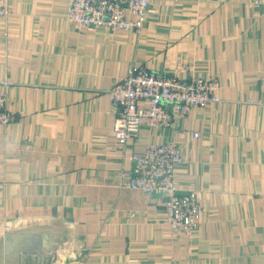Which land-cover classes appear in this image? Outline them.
Returning a JSON list of instances; mask_svg holds the SVG:
<instances>
[{"label": "crops", "instance_id": "1", "mask_svg": "<svg viewBox=\"0 0 264 264\" xmlns=\"http://www.w3.org/2000/svg\"><path fill=\"white\" fill-rule=\"evenodd\" d=\"M255 0H152L139 32L78 29L66 0H9L0 19V81L14 116L0 126V226L57 218L74 229L65 264H264V18ZM218 81L221 102L113 136L108 90L131 67ZM196 134V136H194ZM175 142L179 191L199 227L173 234L162 198L120 173L147 144Z\"/></svg>", "mask_w": 264, "mask_h": 264}, {"label": "built area", "instance_id": "2", "mask_svg": "<svg viewBox=\"0 0 264 264\" xmlns=\"http://www.w3.org/2000/svg\"><path fill=\"white\" fill-rule=\"evenodd\" d=\"M152 0H66L65 19L78 29L103 28L110 32H139ZM262 8L264 0H255ZM9 16V0H0V19ZM187 65L176 61L173 74L131 67L121 82L115 84L107 95L115 112L113 136L119 146L135 136L141 126L150 128L168 126L174 116H185L194 108H204L221 102L219 84L214 78L188 74ZM260 86L262 96L247 100L252 106L264 107V75ZM12 82L1 80V87ZM14 116L6 107V95L0 91V126H7ZM196 136V134H194ZM182 163L178 145L169 141L147 144L141 154L131 156V168L120 173L125 187L146 195L162 198L166 223L173 234L190 235L198 227L200 206L193 190L179 191L174 184V169Z\"/></svg>", "mask_w": 264, "mask_h": 264}, {"label": "water", "instance_id": "3", "mask_svg": "<svg viewBox=\"0 0 264 264\" xmlns=\"http://www.w3.org/2000/svg\"><path fill=\"white\" fill-rule=\"evenodd\" d=\"M71 224L57 218H24L0 226V264H65L78 256Z\"/></svg>", "mask_w": 264, "mask_h": 264}]
</instances>
